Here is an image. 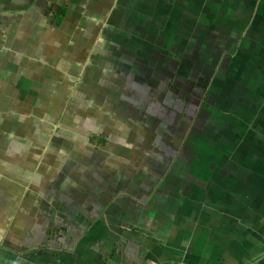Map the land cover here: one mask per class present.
<instances>
[{
    "label": "crops",
    "instance_id": "crops-1",
    "mask_svg": "<svg viewBox=\"0 0 264 264\" xmlns=\"http://www.w3.org/2000/svg\"><path fill=\"white\" fill-rule=\"evenodd\" d=\"M0 264H264V0H0Z\"/></svg>",
    "mask_w": 264,
    "mask_h": 264
},
{
    "label": "rangeland",
    "instance_id": "rangeland-1",
    "mask_svg": "<svg viewBox=\"0 0 264 264\" xmlns=\"http://www.w3.org/2000/svg\"><path fill=\"white\" fill-rule=\"evenodd\" d=\"M210 57H214V55H202V56H200V60L201 61H203L204 63H205V66H208V67H210V65H211V60L213 59V58H210ZM222 58V57H221ZM206 71H208L209 72V70H206ZM174 72H175V70H174ZM200 83L202 84L203 83V80L202 81H200ZM186 87V86H185ZM184 87V88H185ZM187 88V87H186ZM207 88V87H206ZM209 88V87H208ZM188 90L190 91V87H188ZM229 104V103H228ZM248 122V117H245V118H243V122Z\"/></svg>",
    "mask_w": 264,
    "mask_h": 264
}]
</instances>
